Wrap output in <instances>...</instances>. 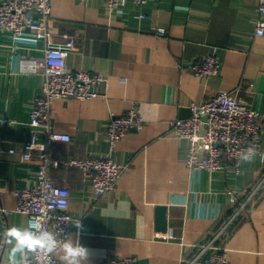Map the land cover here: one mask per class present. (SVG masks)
Listing matches in <instances>:
<instances>
[{
	"label": "crops",
	"instance_id": "obj_1",
	"mask_svg": "<svg viewBox=\"0 0 264 264\" xmlns=\"http://www.w3.org/2000/svg\"><path fill=\"white\" fill-rule=\"evenodd\" d=\"M48 29L53 42L71 38L66 66L101 74L95 97L55 98L50 123L70 141L50 145L59 161L51 179L69 190V210L85 225L80 243L90 250L85 264L130 257L131 264H190L214 244L229 264H264V163L256 152L238 171L225 164L205 171L185 164L187 143L169 129L189 105L219 90L235 93L260 113L264 144V35L254 34L257 0H127L110 10L107 0H51ZM159 29L162 31L159 32ZM46 44L31 32L15 38L0 28V234L27 227L13 211L15 192L30 187L38 169L18 152L30 138L33 98L42 75L24 72V56L43 57ZM214 53L218 71L198 76L195 61ZM135 105L143 126L113 147L106 136L110 116ZM109 154L122 166L115 186L95 198L90 180L66 160ZM235 195V200L230 197ZM165 207L166 230L155 224ZM74 228L70 236L75 238ZM58 259V257L56 256ZM7 246L0 238V264Z\"/></svg>",
	"mask_w": 264,
	"mask_h": 264
},
{
	"label": "built area",
	"instance_id": "obj_2",
	"mask_svg": "<svg viewBox=\"0 0 264 264\" xmlns=\"http://www.w3.org/2000/svg\"><path fill=\"white\" fill-rule=\"evenodd\" d=\"M127 0H107V6L114 10ZM143 5L147 0H133ZM259 18L254 34L264 35V0H257ZM52 12L51 0H0V28L18 38L31 32L35 38L45 41L43 57L24 56L20 69L24 72L42 75L41 94L32 100L29 118L30 138L18 152L21 160L29 161L37 152L38 169L30 187L15 192L17 202L13 211L23 213L27 227L33 230L46 229L58 238L70 236L75 228L72 222L78 218L69 210V190L56 184L49 175V167L59 161L49 154V147L57 141L69 142L67 133L56 131L50 123L51 103L55 98L86 99L95 97L93 87L105 79L101 74L66 66V53L73 49L74 41L69 38L62 43L53 42L48 29V19ZM162 30L159 29V32ZM219 62L214 53L195 61L192 71L198 76L214 75ZM260 113L240 99L235 93L219 90L205 100L192 102L189 115L173 118L169 129L174 136L187 143L186 166L191 169L213 171L225 164L238 171L241 156L249 148L255 149L264 163V144L261 143ZM143 120L138 108L132 105L124 114L109 118L106 136L111 144L122 139L129 131L139 130ZM66 164L76 165L90 180L95 198H100L111 190L121 172L122 166L109 154L90 156L83 160H66ZM235 200V195L230 192ZM204 256L196 257L190 264H229L226 249L208 244L203 248ZM130 257L110 259L104 264H131ZM33 264H60L55 255L46 261L34 257Z\"/></svg>",
	"mask_w": 264,
	"mask_h": 264
},
{
	"label": "clouds",
	"instance_id": "obj_3",
	"mask_svg": "<svg viewBox=\"0 0 264 264\" xmlns=\"http://www.w3.org/2000/svg\"><path fill=\"white\" fill-rule=\"evenodd\" d=\"M256 155L255 149L249 147L241 156L245 162H251ZM76 229L75 238L64 239L49 230H33L29 227L12 225L5 229L0 238L7 246V259L4 264H33V258L42 261L50 256H57L60 264H85L90 250L80 243V235L85 232L81 219L72 222Z\"/></svg>",
	"mask_w": 264,
	"mask_h": 264
},
{
	"label": "water",
	"instance_id": "obj_4",
	"mask_svg": "<svg viewBox=\"0 0 264 264\" xmlns=\"http://www.w3.org/2000/svg\"><path fill=\"white\" fill-rule=\"evenodd\" d=\"M155 224L158 231L166 230V217H165V207L156 206L155 211Z\"/></svg>",
	"mask_w": 264,
	"mask_h": 264
}]
</instances>
